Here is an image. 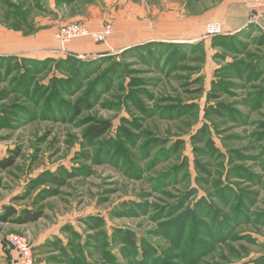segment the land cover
I'll list each match as a JSON object with an SVG mask.
<instances>
[{"label": "rangeland", "instance_id": "1", "mask_svg": "<svg viewBox=\"0 0 264 264\" xmlns=\"http://www.w3.org/2000/svg\"><path fill=\"white\" fill-rule=\"evenodd\" d=\"M102 1L0 0V28L59 60L39 58L24 77L22 53L0 54V158L18 154L0 167V212L43 213L0 222V238L26 236L35 264H264L261 23L173 48L69 50L61 25L85 23L75 15ZM147 1L167 13L186 4L201 30L225 0Z\"/></svg>", "mask_w": 264, "mask_h": 264}, {"label": "crops", "instance_id": "2", "mask_svg": "<svg viewBox=\"0 0 264 264\" xmlns=\"http://www.w3.org/2000/svg\"><path fill=\"white\" fill-rule=\"evenodd\" d=\"M101 5V8L94 6L97 10L93 15H75V18L87 19L84 20L86 25L93 30L101 29L104 19L112 18L113 32L109 42L105 45L94 40L89 42L82 40L84 38H78L81 41L74 39L76 41L73 40L67 45L69 50L80 54L100 53L108 49L122 52L151 42L172 43L171 41L184 38L194 40L199 33V35L205 33V24L210 20L222 21L225 33L237 32L254 19L264 28V9L252 11L246 7L243 0H225L220 14L216 16L214 14L211 19L206 20L201 30L199 15L185 13L186 4L185 7L173 6L179 10L168 11V13L164 11L163 6H150L147 0H103ZM14 52L22 53L19 54L22 57L36 59L48 57L31 53V42H24L22 31L11 32L0 28V54ZM12 260L11 251L0 238V264H12Z\"/></svg>", "mask_w": 264, "mask_h": 264}, {"label": "built area", "instance_id": "3", "mask_svg": "<svg viewBox=\"0 0 264 264\" xmlns=\"http://www.w3.org/2000/svg\"><path fill=\"white\" fill-rule=\"evenodd\" d=\"M246 7L252 11L264 9V0H243ZM113 32L112 24L108 23L102 29L93 30L85 23L75 21L61 25L58 39L65 45L73 39L89 37L97 43H104ZM223 32V22L210 20L205 25V35L215 36ZM12 253V264H35L34 249L30 240L21 234L10 233L2 240Z\"/></svg>", "mask_w": 264, "mask_h": 264}, {"label": "trees", "instance_id": "4", "mask_svg": "<svg viewBox=\"0 0 264 264\" xmlns=\"http://www.w3.org/2000/svg\"><path fill=\"white\" fill-rule=\"evenodd\" d=\"M227 35H225L226 37ZM264 42V35L262 36V38H260V43ZM152 44H159L161 42H151ZM151 43H147L144 45H139V46H135V47H131L128 49H125L124 51L121 52V54H125L127 50L129 49H137L136 51H141V49L147 47L148 44ZM174 43H164L163 46L169 47V48H173L174 45H172ZM141 47V48H140ZM146 49V48H145ZM143 49V50H145ZM148 52V56L150 58V55L153 54L152 50H147L146 53ZM143 56H146L143 55ZM34 59V61L32 60ZM36 58H31V57H21L20 59H15V67L20 68L22 74L24 75V77L32 72H36L38 70V68H40L39 66H37L40 63L41 59H37ZM55 59V60H54ZM46 61L49 62H55L56 64H59V60L54 58V57H47ZM44 66V63L43 65ZM41 66V68H42ZM47 68H42L40 69V74L42 72H44ZM32 70V71H31ZM78 70V69H75ZM60 80L58 79V76H55V78L52 79L51 81V85L55 82H59ZM51 90H53L52 95H50V97L48 96L47 98H49L48 100H50V98H54L55 97V91L54 89H52V87H49ZM111 127V123L108 120L105 121H100L98 124H92L89 129H88V136H90L91 138L93 137H99L103 134H105ZM213 148V145H210ZM18 154L14 152V154L12 153V155H10L9 157H5V158H0V167L2 168H8L10 166H13L16 163V159H17ZM4 210L2 212H0V222L1 223H6V222H13L16 224H26L29 222H35L38 221L42 216L43 213L42 211H31L29 209H25L23 211H19L16 207L12 206V205H5ZM129 239H131V237H129ZM131 246L135 247V240H131Z\"/></svg>", "mask_w": 264, "mask_h": 264}, {"label": "bare ground", "instance_id": "5", "mask_svg": "<svg viewBox=\"0 0 264 264\" xmlns=\"http://www.w3.org/2000/svg\"><path fill=\"white\" fill-rule=\"evenodd\" d=\"M148 46V45H147ZM156 45H154V47H155ZM141 48V47H140ZM137 50V49H136ZM150 50V49H149Z\"/></svg>", "mask_w": 264, "mask_h": 264}]
</instances>
